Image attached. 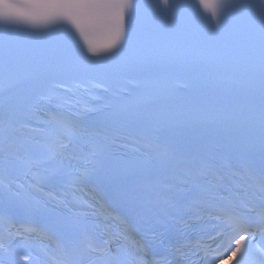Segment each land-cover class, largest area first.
Wrapping results in <instances>:
<instances>
[{
    "label": "snow or ice",
    "instance_id": "obj_1",
    "mask_svg": "<svg viewBox=\"0 0 264 264\" xmlns=\"http://www.w3.org/2000/svg\"><path fill=\"white\" fill-rule=\"evenodd\" d=\"M0 208V264H264V0H0Z\"/></svg>",
    "mask_w": 264,
    "mask_h": 264
}]
</instances>
